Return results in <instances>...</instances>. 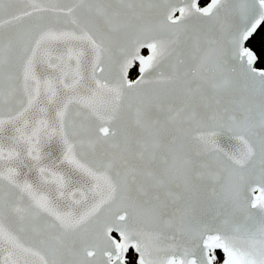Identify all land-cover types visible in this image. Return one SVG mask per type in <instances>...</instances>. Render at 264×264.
<instances>
[{"label": "snow or ice", "instance_id": "snow-or-ice-1", "mask_svg": "<svg viewBox=\"0 0 264 264\" xmlns=\"http://www.w3.org/2000/svg\"><path fill=\"white\" fill-rule=\"evenodd\" d=\"M0 264H264V0H0Z\"/></svg>", "mask_w": 264, "mask_h": 264}, {"label": "trees", "instance_id": "trees-1", "mask_svg": "<svg viewBox=\"0 0 264 264\" xmlns=\"http://www.w3.org/2000/svg\"><path fill=\"white\" fill-rule=\"evenodd\" d=\"M258 39H259V37H258Z\"/></svg>", "mask_w": 264, "mask_h": 264}]
</instances>
